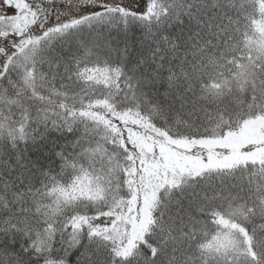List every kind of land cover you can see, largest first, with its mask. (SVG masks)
<instances>
[{"label":"snow or ice","instance_id":"6c2138e0","mask_svg":"<svg viewBox=\"0 0 264 264\" xmlns=\"http://www.w3.org/2000/svg\"><path fill=\"white\" fill-rule=\"evenodd\" d=\"M0 264H264V0H0Z\"/></svg>","mask_w":264,"mask_h":264}]
</instances>
